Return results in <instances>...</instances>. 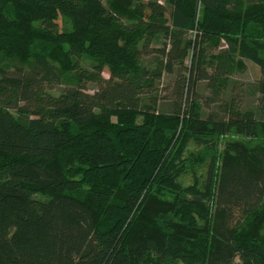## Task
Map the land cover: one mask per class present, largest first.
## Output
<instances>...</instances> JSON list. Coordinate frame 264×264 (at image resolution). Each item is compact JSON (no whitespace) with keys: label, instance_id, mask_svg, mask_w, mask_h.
I'll use <instances>...</instances> for the list:
<instances>
[{"label":"trees","instance_id":"16d2710c","mask_svg":"<svg viewBox=\"0 0 264 264\" xmlns=\"http://www.w3.org/2000/svg\"><path fill=\"white\" fill-rule=\"evenodd\" d=\"M0 264H264V0H0Z\"/></svg>","mask_w":264,"mask_h":264},{"label":"rangeland","instance_id":"374dc122","mask_svg":"<svg viewBox=\"0 0 264 264\" xmlns=\"http://www.w3.org/2000/svg\"><path fill=\"white\" fill-rule=\"evenodd\" d=\"M154 58H155V56H151L145 60H146V62L152 63ZM89 62H90L89 59H83V65L84 66L87 65V63H89ZM243 66L246 67L245 70H243V68H242ZM236 69L239 70L240 72L236 73L233 76L232 79H235V81H237L239 83H247V82H251V81H256V78H257L256 76L258 75V71H257V68L254 67V65H252V64L242 65L240 63H237ZM243 90L245 91V94H244L245 101L243 103V104H245L244 106H249L250 108L255 107L254 100H253L254 95H253L252 91L246 90V86ZM198 91L200 93H203V94L206 93L204 82H200L198 84ZM237 98H238V96H237ZM198 149H199V146H197L195 143L190 141L188 148L186 150V154H190L191 152L193 153V152L197 151ZM194 168H195V170H193L190 165L187 166L186 171L180 176L179 180L183 185L191 184L194 180V176L198 177L199 181H201L202 176L205 172V166L204 165L203 166L198 165V166H195Z\"/></svg>","mask_w":264,"mask_h":264}]
</instances>
